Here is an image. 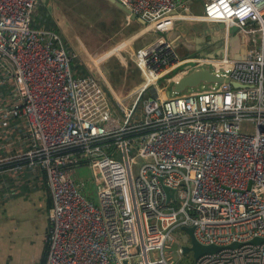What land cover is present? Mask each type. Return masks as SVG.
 Here are the masks:
<instances>
[{
	"label": "built area",
	"instance_id": "2783aa9c",
	"mask_svg": "<svg viewBox=\"0 0 264 264\" xmlns=\"http://www.w3.org/2000/svg\"><path fill=\"white\" fill-rule=\"evenodd\" d=\"M116 1L156 34L185 16L224 24L227 42L236 28L246 53L184 58L155 38L133 51L142 81L117 107L100 78L77 72L58 32L32 26L40 0H0V161L46 176L45 264H172L164 247L182 226L201 244L242 243L194 264H264V242L249 243L264 237V0H204L201 18L176 0ZM196 69L229 81L160 93V80ZM81 167L92 171L93 198L75 177Z\"/></svg>",
	"mask_w": 264,
	"mask_h": 264
},
{
	"label": "crops",
	"instance_id": "0c3cea01",
	"mask_svg": "<svg viewBox=\"0 0 264 264\" xmlns=\"http://www.w3.org/2000/svg\"><path fill=\"white\" fill-rule=\"evenodd\" d=\"M176 1L184 4V7L179 12L198 18H201L203 15L204 0ZM41 4L48 6L53 11L51 0H40L33 20L39 15ZM116 7L121 13L120 19H123V23L121 25L120 20L114 34L107 36L106 42L102 44L103 48L97 49L95 56L99 58L106 54L104 58L106 61L113 59V64L107 62L105 66L106 74L111 78L110 82L112 85L114 84V88L119 91L121 96L123 95L124 99H127L139 84L129 91L123 92V89L120 88V85L123 84L121 77L128 66L127 61H122L121 58L125 56V53H129V55L133 53L136 50L134 48L146 45L155 38H161V36L160 33L156 34L154 31L148 29L142 20L132 19L122 9L118 6ZM190 19H192L190 16L177 19L173 29L163 34L164 37L170 39L174 44L180 43V53L192 50L202 52L204 50V47L208 45L207 31L205 32L200 28L199 24L206 23L210 26L209 32L214 31V35H212L213 39L221 38L223 40L221 47L225 48V52L229 48L232 50L233 58L241 59L245 56L246 44L244 45L240 40L234 41L232 38L228 40V43L223 38L224 25L222 23H208L192 21ZM53 26L56 28L58 25L54 24ZM50 30L58 32L63 36L59 29ZM63 39L64 42L70 44L66 40V37L63 36ZM128 41L129 44L126 45L125 43ZM230 42H232V45H230ZM71 45H67V47L70 48ZM219 47L211 51V53L220 50ZM117 48L118 50H116ZM81 50H86L89 55L93 56L84 44ZM216 56L221 55L217 54ZM88 65L85 64L84 67L82 64H79V67L85 73L94 72L92 64L89 62ZM115 68L118 71L117 74L114 73ZM112 70L113 74L111 76L110 72ZM181 75L182 73L179 76ZM15 128L16 122L12 121L8 123L6 126L7 136L11 135L12 138L15 137L16 139ZM12 146H14L15 152L19 149L15 141ZM3 153L5 152L1 154ZM24 163V161L16 160L0 161V264H45L47 258V234L50 226L48 214L52 208V195L49 191L44 172L40 169L31 168ZM194 262L193 258L191 264H194Z\"/></svg>",
	"mask_w": 264,
	"mask_h": 264
},
{
	"label": "rangeland",
	"instance_id": "374dc122",
	"mask_svg": "<svg viewBox=\"0 0 264 264\" xmlns=\"http://www.w3.org/2000/svg\"><path fill=\"white\" fill-rule=\"evenodd\" d=\"M51 4L53 7V11H51L48 6L41 4V7H39V15L33 20L32 26L39 28L41 26L43 28H47V29L50 28L55 30L59 29L61 34L64 37H66V40L70 44H72L68 49L72 55L76 56V64L78 66L79 64H82L84 67L85 64L88 65L89 62L90 64H92L95 73L94 72H89V73H94L98 78L102 80L103 84L107 88V91L109 93L111 101L113 102V105L117 106L115 104L116 99L123 100L124 99L123 95L121 96L119 91H117L116 88H114V84L112 85V83L110 82L111 78L106 74L105 71V66L107 62H109V64H113L114 61L113 59H111L110 61H106V59H104L106 57V54L99 58H96L95 54L97 53L96 52L97 49L103 48L102 44L106 42L107 36H109L110 34H114L115 30L118 28V25L121 20L120 11H118L117 7L109 0H51ZM122 23H123V19L121 20V25ZM54 24H57L58 26L55 28V26H53ZM199 26L205 32L207 31L206 36H207L208 45L204 47V50H202V52L201 51L197 52L195 50H192L186 53H180L181 57L200 56V53L209 54L211 53V51H214L218 46L223 45L222 39L219 40L213 39L212 35H214L213 33L214 31L209 32L210 26H208V24L201 23L199 24ZM249 28L250 29L256 28V26L255 25L250 26ZM257 33L260 34L259 32ZM63 36H61L62 39ZM160 36L164 37L163 34H160ZM246 37L252 38V33H247ZM66 44L70 45L65 42V45ZM83 44L87 47L88 51L93 56L89 55L86 50L85 51L81 50ZM125 44L126 45L129 44V41L126 42ZM116 50H118V48ZM128 55L129 53H125V56L121 58L122 61L126 60L128 63V66L121 77L123 84L120 85V88L123 89V92L133 89L142 81V75L131 59L132 53L129 56ZM100 60L102 61L99 62ZM80 69L81 68L78 69L76 68L77 72ZM110 73L112 76L113 70ZM114 73L115 74L118 73L116 68L114 69ZM158 84L163 89L160 90L161 93L162 91H164V94L167 98L176 97V95L189 94L196 90L205 89L207 86L212 85V84L203 85L202 82L201 86L198 88L187 87L183 92L179 94H175L173 91L174 89L173 83H168L166 79H162L158 82ZM146 94H150V91L147 90ZM143 162L144 160L142 159L138 160L139 164H142ZM135 174H137L136 167H135ZM75 177L77 180L81 182L82 187L87 192V195L93 198L94 187L92 183L91 169L89 167L77 168ZM172 235L174 237L173 244L172 245L167 244L164 247V251L169 262H171L172 264H191L192 259L194 258L192 252H187L184 254L183 253L180 254L178 252L179 247L191 244L189 235L182 228L175 229L172 232ZM150 253L152 259L154 260L156 257L155 250H152Z\"/></svg>",
	"mask_w": 264,
	"mask_h": 264
},
{
	"label": "water",
	"instance_id": "95a60500",
	"mask_svg": "<svg viewBox=\"0 0 264 264\" xmlns=\"http://www.w3.org/2000/svg\"><path fill=\"white\" fill-rule=\"evenodd\" d=\"M111 3L115 4L116 6H118L120 9H122L127 15H129L132 19H138V20H142L140 19L138 16L132 14L124 5H122L120 2L116 1V0H109ZM142 22H144L142 20ZM224 25V24H223ZM234 33V35H233ZM224 34V33H223ZM231 38L235 41H241L244 43L245 45V36L239 32L238 30H236V28L232 29L231 31ZM223 36V35H222ZM259 37V36H258ZM224 38V37H223ZM229 38V39H231ZM166 40L170 41V39H168L167 37H165ZM221 38H217L215 40H219ZM232 40V42H233ZM163 41V40H162ZM172 43V45L177 49V51L179 52V44H174L172 41H170ZM232 42H230V45H232ZM229 43V42H228ZM220 50H217L214 53H209V54H204V53H200V55H206V56H216L217 54L219 55H224L225 54V48H222L221 46L219 47ZM180 54V52H179ZM216 54V55H215ZM227 55L230 59H236L233 58L232 56V50L227 48ZM222 81H226L228 82V79H225L221 76H217L212 74L208 69H196L193 70L191 72H188L187 74L182 75L175 83H174V93H181L183 92L187 87H194L199 85L201 82H222ZM231 84L234 87L238 86V83L236 82H231ZM164 190L165 193L167 195V198L170 199L173 197V190H170L169 187L164 186ZM190 237V245H186V246H182V253H187V252H192L193 253V257L195 262L198 260V258L202 255L205 254H213V253H217L218 251L224 249L225 247H229V248H237L239 246L242 245V243L239 242H233L228 246H219V245H215V244H201L195 237L194 235V226H182L181 227ZM264 242V237H254L253 239H251L249 241V243L252 244H256L259 245L261 243ZM125 264H127V262H125Z\"/></svg>",
	"mask_w": 264,
	"mask_h": 264
},
{
	"label": "bare ground",
	"instance_id": "6f19581e",
	"mask_svg": "<svg viewBox=\"0 0 264 264\" xmlns=\"http://www.w3.org/2000/svg\"><path fill=\"white\" fill-rule=\"evenodd\" d=\"M182 76V75H181ZM181 76H179V75H177L175 78H174V80L171 82V83H175ZM202 84V83H201ZM201 84H199V85H197V86H194V87H196V88H198V87H200L201 86ZM207 83H204L203 82V85H206ZM208 84H212L211 82H209ZM160 93H161V91H160Z\"/></svg>",
	"mask_w": 264,
	"mask_h": 264
},
{
	"label": "trees",
	"instance_id": "16d2710c",
	"mask_svg": "<svg viewBox=\"0 0 264 264\" xmlns=\"http://www.w3.org/2000/svg\"><path fill=\"white\" fill-rule=\"evenodd\" d=\"M91 197V196H90Z\"/></svg>",
	"mask_w": 264,
	"mask_h": 264
}]
</instances>
